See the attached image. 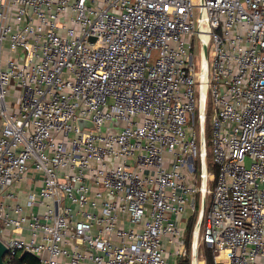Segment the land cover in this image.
<instances>
[{"label":"built area","instance_id":"built-area-1","mask_svg":"<svg viewBox=\"0 0 264 264\" xmlns=\"http://www.w3.org/2000/svg\"><path fill=\"white\" fill-rule=\"evenodd\" d=\"M0 241L3 264H264V0H0Z\"/></svg>","mask_w":264,"mask_h":264},{"label":"rangeland","instance_id":"rangeland-1","mask_svg":"<svg viewBox=\"0 0 264 264\" xmlns=\"http://www.w3.org/2000/svg\"><path fill=\"white\" fill-rule=\"evenodd\" d=\"M212 50V45H209L208 46V51H211ZM197 53V50L195 51V54ZM195 60L197 61L198 59V55H196L195 57ZM209 61L211 60V57L209 56ZM11 91V90H10ZM12 94H15L16 91L12 90L11 91ZM8 98H10L8 96ZM196 98H197V94H196ZM206 110H207V118H206V121H205V124H204V136H205V143H206V151H207V154L209 155L211 153V137H212V122H211V114H212V105H211V102H210V99L209 97L206 99ZM197 129H198V125H197ZM211 155V154H210ZM210 157V156H209ZM246 163L249 164V161L246 160ZM208 170V169H207ZM210 171V170H208ZM212 172V171H211ZM199 194H197L196 196V206L198 207V204H199ZM210 200V196H206L205 198V203H204V210L206 209V205L208 204V201ZM198 213H196L195 217H194V220H193V224L189 226V231H194V227L195 225L197 224V221H198ZM191 233V232H190ZM189 235V238H187V247H188V251L189 253L192 255L193 254V251L192 249H190V240H191V236L190 234ZM206 245H204L203 243H200L198 245V256L199 257H203L204 258V248H205ZM206 264V263H205Z\"/></svg>","mask_w":264,"mask_h":264},{"label":"trees","instance_id":"trees-1","mask_svg":"<svg viewBox=\"0 0 264 264\" xmlns=\"http://www.w3.org/2000/svg\"><path fill=\"white\" fill-rule=\"evenodd\" d=\"M205 145H206V143H205ZM205 148H206V146H205ZM205 166L208 170L214 172L215 174L217 173V165L215 163H213V161L211 160V155L210 154L208 155L207 151H206V156H205ZM196 213H198V210L196 212H194L193 214H191L188 218L187 232H186V235L188 238H189L188 234H190V236H192V231H189V226H190V224L191 225L193 224L192 222L194 220ZM203 259H204L206 264H213L211 249L208 248L207 246H205V248H204V258ZM17 262L18 263L23 262L24 264H38L36 257L33 256L32 254L28 253V252L20 253L17 256ZM179 264H191L190 259L179 260Z\"/></svg>","mask_w":264,"mask_h":264},{"label":"water","instance_id":"water-1","mask_svg":"<svg viewBox=\"0 0 264 264\" xmlns=\"http://www.w3.org/2000/svg\"><path fill=\"white\" fill-rule=\"evenodd\" d=\"M202 198H204V194H202ZM6 252V246L0 241V264H3L2 255Z\"/></svg>","mask_w":264,"mask_h":264},{"label":"bare ground","instance_id":"bare-ground-1","mask_svg":"<svg viewBox=\"0 0 264 264\" xmlns=\"http://www.w3.org/2000/svg\"><path fill=\"white\" fill-rule=\"evenodd\" d=\"M204 94V90H202V95ZM199 264H201V261L199 262Z\"/></svg>","mask_w":264,"mask_h":264},{"label":"crops","instance_id":"crops-1","mask_svg":"<svg viewBox=\"0 0 264 264\" xmlns=\"http://www.w3.org/2000/svg\"><path fill=\"white\" fill-rule=\"evenodd\" d=\"M201 264H205V261H204V263H203V262H201Z\"/></svg>","mask_w":264,"mask_h":264}]
</instances>
